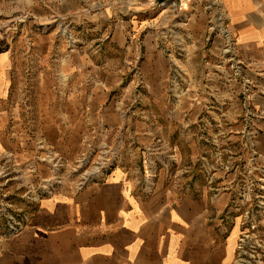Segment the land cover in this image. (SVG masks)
Returning <instances> with one entry per match:
<instances>
[{"label": "rangeland", "instance_id": "obj_1", "mask_svg": "<svg viewBox=\"0 0 264 264\" xmlns=\"http://www.w3.org/2000/svg\"><path fill=\"white\" fill-rule=\"evenodd\" d=\"M54 1L59 11L57 17H53ZM54 1L0 0V24L11 25L14 42L25 40L19 51L22 55L19 65L28 73L24 74L26 80L22 87H53L57 94L56 97L53 94V115L57 114L56 110L64 113L66 103L76 98L61 95L59 90H82L85 93L83 103H89L91 108L105 100L104 106L114 104L124 119L132 121L139 117L150 122L154 142L140 144L139 133H135L132 123L129 128H114L113 134H109L107 125L100 124V115L93 122L91 111L87 127L68 129L80 133L78 149L72 156H65L44 142L38 146L40 152L36 153V161L22 162L14 159L12 153H4L0 156V230L6 229V212L12 215L22 212L29 220L33 210L31 205L52 196L53 185L72 186L74 182L81 185H76V190H82L101 180L113 168L92 170L101 167L100 163L108 155V147L115 152L114 164L118 163L122 151L116 139L124 136L133 139L134 143L128 147L131 155L141 151L155 159V155L163 157L169 152L166 158L169 160H165L169 171H185L188 182L212 185L211 192L219 199L222 194H228V209H233V228L237 230L230 264H264V158L257 144L245 137L248 130L243 131L245 103L255 99L252 97L259 85L257 79H251L255 76L245 74L249 66L238 61L236 35L230 28L229 15L221 1L185 0L170 6L168 2L150 0L156 14L143 31L135 25L131 28L129 23L133 17L128 8L119 17L114 13H99L101 6L93 1ZM76 6L86 8L84 18L81 14L68 13L67 10L75 11ZM119 21L122 23L120 34L117 33ZM24 25L26 31L22 32ZM53 39L59 41L54 49L59 56L56 59H53V44H50ZM111 39L121 41V46L108 47L103 42ZM36 40L43 44L42 63L32 62ZM134 40L137 48L133 47ZM87 43L91 46L84 49ZM85 53L91 58L101 56L105 61L115 59V64L108 62L110 67L117 68V61H120L126 76L119 80L92 78L100 73H89L88 70L92 71L94 65L101 67V64H90L87 69L81 63ZM67 55L72 58V63L66 68L64 58ZM135 55L138 62L130 64L129 58ZM53 71H62L61 76L53 79ZM145 72L161 73L162 77L146 80ZM46 73L50 74L47 76L50 80ZM39 77H42L40 81ZM92 91L99 94L90 100ZM103 91L110 92L109 96L103 95ZM240 124L243 128H235ZM86 147L93 150V158L81 165L79 160ZM53 155L62 158L58 160L59 170L56 171L57 176H61L58 183L53 179ZM77 159L79 167L72 170ZM39 162L47 174L38 172ZM86 168L89 171H83ZM92 172L95 174H90ZM85 177H89V182L82 184ZM12 182L16 184L14 191L8 188ZM19 184L20 190L24 188L20 195L26 202L21 209L15 200L19 198L16 188ZM231 222L229 219V231L232 230Z\"/></svg>", "mask_w": 264, "mask_h": 264}, {"label": "crops", "instance_id": "obj_2", "mask_svg": "<svg viewBox=\"0 0 264 264\" xmlns=\"http://www.w3.org/2000/svg\"><path fill=\"white\" fill-rule=\"evenodd\" d=\"M86 1L99 3V13L106 15L114 13L121 17L128 8L133 17L129 23L131 28L135 25L141 31L156 14L150 0ZM220 1L236 35L238 61L249 66L245 74L258 80L257 92L252 97L255 99L245 103L243 131L248 130L245 137L257 144L264 158V0ZM76 7L75 11L67 10L68 13L81 14L84 18L86 8ZM58 12L54 1L53 17H57ZM119 22L117 33L120 34L122 23ZM11 31L9 23L0 24V156L8 152L18 161H36L41 142L65 156H72L78 149L80 133L68 129L87 127L91 111L93 122L100 115V124L110 129L107 133L113 134L114 128H129L132 123L135 133H139L138 142L153 144L150 122L139 117L132 121L124 119L114 104L104 106L105 100L91 108L89 103H83L85 93L82 90H59L61 95L76 98L66 103L64 113L56 110L57 114L53 115V87H22L26 80L24 74L28 73L19 65L22 62L19 51L25 40L14 42ZM20 31L25 32L26 26ZM103 42L108 47L122 44L114 39ZM58 43L57 39L50 43L53 44V59L58 56L54 50ZM87 46L91 43L84 49ZM133 47L137 48L135 40ZM42 48L43 44L36 40L32 62L42 63ZM87 54L81 58L87 69L90 64H101V67L94 65L92 71L88 70L101 75L92 78L119 80L126 76L120 61H117V68L110 67L108 62L115 64V59L105 61L101 56L91 58ZM136 56L129 58L130 64L138 62ZM64 59L65 67L72 63L68 55ZM61 73L53 71V79L59 78ZM143 74L146 80L162 77L161 73ZM47 76L50 74L46 73ZM98 94L92 91L90 100ZM109 94L103 91V95ZM238 127L241 129L243 125L235 128ZM116 140L121 156L101 180L82 190L73 186L58 187L52 196L31 205L29 220L19 233L0 236V264H230L237 230L233 228V209H228L227 192L219 199L217 194H212V185L188 182L185 171H169L165 163L169 160L166 159L169 152L163 157L155 155V159L141 151L131 155L128 147L134 143L133 139L123 136ZM37 164L40 174L48 173L42 171L40 162ZM16 184L12 182L8 188L14 191ZM20 185L16 187L19 198L15 199L19 209L26 206L20 195L24 188L20 190ZM229 219L232 221L230 231Z\"/></svg>", "mask_w": 264, "mask_h": 264}, {"label": "built area", "instance_id": "obj_3", "mask_svg": "<svg viewBox=\"0 0 264 264\" xmlns=\"http://www.w3.org/2000/svg\"><path fill=\"white\" fill-rule=\"evenodd\" d=\"M159 2H162L163 4H165L166 2H168V4L170 6H177L178 4H181L182 2H184L185 0H158ZM106 144V143H104ZM108 147V146H107ZM106 148V146H105ZM103 149V148H102ZM107 150V149H106ZM95 151V150H94ZM108 155L103 159V162L100 163L101 164V167H98L96 170H92V171H109L111 168L114 167V159H115V152H112L111 151V148L108 147ZM99 153H103L102 151H100ZM93 150H90L89 147H86V149L82 150V154H81V159L79 160L80 161V164L81 165H84V164H87L89 163V161L92 160L93 156ZM59 159H62L60 157H57L56 155H53V161L55 162L53 164V171H54V181H56L58 183V181H60V178L61 176H57V172L59 170V166H58V160ZM75 161V160H74ZM78 159L75 161V164L73 163V169L74 170L75 168H77L78 166ZM111 162H113L112 166L109 167V165L111 164ZM105 165V166H104ZM79 167V166H78ZM89 168H86L85 170L83 171H89L88 170ZM102 169V170H101ZM66 171H71V170H66ZM90 174H95V172H92ZM89 174V175H90ZM7 174H5L4 176H6ZM88 175V176H89ZM86 182H89V177H85L84 178V181L82 182L83 183H86ZM73 187H75L76 185H78L79 187H81V185L77 184V183H72ZM58 185H53V191L55 189H57ZM77 188V187H75ZM8 212L5 213V216H7V226H6V229L2 232V230H0V236H5V237H10L12 235H15L17 233H19L24 227L25 225L27 224V215L25 214H22V212H18L17 215H12V214H7ZM1 215V213H0Z\"/></svg>", "mask_w": 264, "mask_h": 264}]
</instances>
